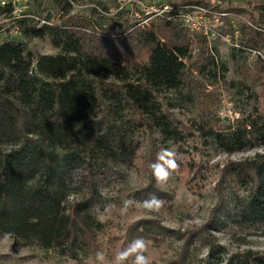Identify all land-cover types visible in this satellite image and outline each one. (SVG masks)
Returning <instances> with one entry per match:
<instances>
[{
	"label": "rangeland",
	"instance_id": "1",
	"mask_svg": "<svg viewBox=\"0 0 264 264\" xmlns=\"http://www.w3.org/2000/svg\"><path fill=\"white\" fill-rule=\"evenodd\" d=\"M2 9L0 42H23L32 73L40 55L61 52L50 27L84 31L98 38L100 49L123 41L132 53L129 64L146 61L142 38L152 31L160 41H181L186 66L179 91L155 93L180 138L167 139L154 125L136 126L133 158L97 174L101 198L91 210L102 225L96 248H77L72 257L0 235V264H134L132 252L119 262L116 257L138 236L149 264H257L248 254L264 255V222L241 218L251 184L228 164L264 152V143L227 152L204 127L226 129L264 114V0H21L11 11Z\"/></svg>",
	"mask_w": 264,
	"mask_h": 264
},
{
	"label": "trees",
	"instance_id": "2",
	"mask_svg": "<svg viewBox=\"0 0 264 264\" xmlns=\"http://www.w3.org/2000/svg\"><path fill=\"white\" fill-rule=\"evenodd\" d=\"M50 29L61 52L40 55L35 73L23 42H0V235L76 257L77 248H96L102 225L91 210L101 198L97 174L133 158V129L154 125L165 138H180V129L162 111L155 93L181 89L186 50L180 40L166 36L160 41L147 31L142 38L146 61L129 64L132 53L123 41L116 52L96 47L97 37L84 31ZM256 35L253 29L251 36ZM123 108L136 114L125 118ZM204 128L227 152L252 141L264 143V114L242 118L226 129ZM228 168L251 184L241 218L264 222V152ZM131 239L132 245L136 238ZM249 252L257 264H264V255ZM136 254L132 252L133 261Z\"/></svg>",
	"mask_w": 264,
	"mask_h": 264
},
{
	"label": "clouds",
	"instance_id": "3",
	"mask_svg": "<svg viewBox=\"0 0 264 264\" xmlns=\"http://www.w3.org/2000/svg\"><path fill=\"white\" fill-rule=\"evenodd\" d=\"M172 167H175V163H172ZM156 171L160 176H164L166 175V173L159 167L156 166ZM147 247L145 241L141 238V239H136L131 247L124 252H121L118 254V256L116 257L117 262L123 260L126 256H128L129 252H137L136 256H135V260H134V264H149V260L148 257L145 256L143 254V251L145 248ZM140 250V251H138ZM97 256L100 260H103V254L102 253H97Z\"/></svg>",
	"mask_w": 264,
	"mask_h": 264
},
{
	"label": "built area",
	"instance_id": "4",
	"mask_svg": "<svg viewBox=\"0 0 264 264\" xmlns=\"http://www.w3.org/2000/svg\"><path fill=\"white\" fill-rule=\"evenodd\" d=\"M21 0H0V7L11 6L13 9L18 6Z\"/></svg>",
	"mask_w": 264,
	"mask_h": 264
}]
</instances>
